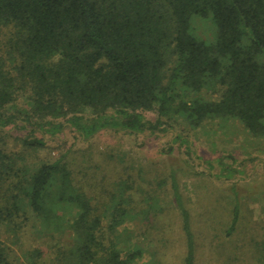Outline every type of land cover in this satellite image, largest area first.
Listing matches in <instances>:
<instances>
[{
  "label": "trees",
  "instance_id": "16d2710c",
  "mask_svg": "<svg viewBox=\"0 0 264 264\" xmlns=\"http://www.w3.org/2000/svg\"><path fill=\"white\" fill-rule=\"evenodd\" d=\"M193 17L211 21V41L192 33ZM3 28L0 132L24 130L25 152L46 146L38 125L53 136L63 121L86 141L102 129L154 134L178 121L196 129L232 119L264 141V0H0V34ZM172 151L169 145L165 152ZM69 166L65 152L31 163L0 149V264H147L142 234L128 224L165 211L178 218L181 264L195 263L183 168L169 163L148 180L120 174L95 199L75 184ZM231 193L227 238L240 214L238 192ZM25 233L49 240L47 262L39 246L12 256L9 243ZM252 243L264 264V237Z\"/></svg>",
  "mask_w": 264,
  "mask_h": 264
},
{
  "label": "rangeland",
  "instance_id": "374dc122",
  "mask_svg": "<svg viewBox=\"0 0 264 264\" xmlns=\"http://www.w3.org/2000/svg\"><path fill=\"white\" fill-rule=\"evenodd\" d=\"M191 31L205 41L213 39V25L208 18L193 17ZM8 35V29L3 28L0 42L5 58L8 55L4 42ZM202 94L210 95L208 91ZM23 102L24 98L19 97L17 104ZM140 113L147 120L155 119L153 111ZM83 115L92 117L89 111ZM62 124V130L53 136L43 134L42 126L38 125L36 135H42L47 143L32 153L25 152L21 146L26 132L17 126H6L0 132V149L14 156L22 155L31 163L51 160L65 152L75 184L95 199L120 174H131L133 178L140 174L146 180L153 179L172 163L184 169L178 178L194 235V264H259L257 258L262 252L257 255L252 239L264 237V141L250 136L238 121L208 120L196 129L188 128L181 121L174 127L172 123L171 128L186 137L187 144L175 142L173 129L169 127L154 134L102 129L85 141L64 121ZM169 145L173 151L167 154ZM186 145L190 146L189 150ZM121 159L124 163H120ZM233 188L238 192L240 204L239 225L227 238L224 231L233 202ZM128 227L142 234L138 238L144 249L142 262L181 264L184 243L174 212L165 211ZM48 241L33 240L25 233L18 244L9 245L12 256L19 259L22 250L39 246L44 252L43 261L47 262L50 259L47 244H51Z\"/></svg>",
  "mask_w": 264,
  "mask_h": 264
}]
</instances>
